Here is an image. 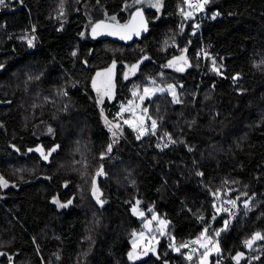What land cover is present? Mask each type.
<instances>
[{"label":"trees","instance_id":"obj_1","mask_svg":"<svg viewBox=\"0 0 264 264\" xmlns=\"http://www.w3.org/2000/svg\"><path fill=\"white\" fill-rule=\"evenodd\" d=\"M27 1V10L0 5V177L9 184H0V264H187L180 245L205 229L220 232L223 264L238 253L239 264H264V239L246 245L264 236V0H209L189 19L185 0H164L146 10L148 34L133 45L89 36L98 19L126 23L140 8L124 10L132 0ZM33 25L35 48L24 39ZM144 56L153 62L119 76ZM180 57L185 73L165 68ZM110 66L117 106L92 86ZM146 79L175 83L180 102L145 101L157 127L137 138L115 116ZM38 148L56 151L45 160ZM226 200L236 206L218 212ZM138 201L169 222L159 261L127 257L143 229Z\"/></svg>","mask_w":264,"mask_h":264},{"label":"rangeland","instance_id":"obj_2","mask_svg":"<svg viewBox=\"0 0 264 264\" xmlns=\"http://www.w3.org/2000/svg\"><path fill=\"white\" fill-rule=\"evenodd\" d=\"M157 3H159V7L152 6V5H156ZM163 3H164V0H141V3L137 4V3H135V0H132L131 4L126 6L124 8V10H128L131 7L133 8V7H136V6H140V8L143 9L144 11L150 10V9L155 10V11H160L163 8ZM205 6H206V4H205ZM184 13H191V15L187 17V19L193 18L195 16V14H196V12L192 8H190L188 6V3L186 5V11ZM213 17L216 18V17H220V16L217 15V13H212L211 17H209V18L215 19ZM33 26L36 28L35 25H33ZM197 29H198V27H197ZM32 43H33V46H31V47L35 48L39 44V41L35 38L32 41ZM170 61L172 62L171 66H169V62ZM170 61L167 62V64L165 65V68H169V69L175 71L176 73H185L188 70V68H189V62H188V60L186 58H184V59L174 58V59H172ZM180 68H182L183 70H177V69H180ZM159 78L160 79H164L165 77L161 75V76H159ZM153 81H155V80L146 79L145 80V84L143 86H140L139 84L135 83V87H134V90L132 91V94L134 92H136L137 95L136 96L133 95L134 97L130 101H128L127 103H124L122 105L125 108H127V107H129L131 105V107L134 110L133 112H121V108L122 107H120L119 110L116 111L118 114L115 117L119 118L120 121L123 122V124L125 126L129 127L132 131L137 133V136H139V137H144V135L146 133L150 134V132L155 131V129H156V128L155 129L152 128V121H153L151 119L152 116H150L149 107H147L144 104L145 101L151 100V99L155 98L156 96L162 95V94H166V95L170 96V98L174 101V97L172 96L171 91L168 90V86L169 85L174 86L175 92H176V98H178V100H179L178 87L175 85V83L163 84L161 82L155 81V84H153L152 83ZM145 87L152 89L153 93L151 95H146L144 93V91H143ZM159 89H164V91H159ZM140 96H144V99L140 100L139 99ZM98 99H99V97H98ZM99 101L102 102L101 99H99ZM145 109H147L146 112H145ZM125 119H128V120L131 121V126L129 124H125L124 123ZM141 129H143L142 133H141ZM8 186H9V184L7 183V186H5V187H8ZM97 196L98 197L100 196L99 191L96 192V197ZM231 207L230 206L225 207L223 201L222 202L221 201L217 202V209H219L218 212L225 211L224 209H227V211L233 210V209H229ZM134 208L136 209L135 213L133 212ZM248 208H249V203H248ZM248 208H245V209H248ZM140 212L144 213L143 217H141L139 215ZM132 213L139 220L144 221L143 222V225H144L143 229H141L138 232H135L134 233L135 235L133 234L132 238L130 239V243H131L132 247H133V241H135V247H133L135 250L143 252V251L147 250L148 248L154 246L155 244L159 243L160 239L167 234V229H168V226H169L168 220H166L162 216H159V214H157V213H154L151 217L148 218L147 217L148 213L141 209L139 201L136 202L133 205ZM153 216H156L157 219L156 220H152ZM234 218H235V214L233 213L232 216H231V219L229 221H232ZM149 220H151V224L148 227H145V224ZM161 220L166 221V224H161L160 223ZM141 233L144 234L143 237H141V235H140ZM161 233H163V234H161ZM215 236L216 235L212 236L211 234L206 233V238L202 239L201 243L207 244V247H208V246L211 245V243L214 240ZM207 238L211 239V243H208V239ZM259 240L260 239L253 241L251 247L247 246L248 249H251ZM176 246L177 245L175 243H173L172 247L176 248ZM196 250H197L196 253L199 254V256L197 257V262L198 261L200 262V259H199L200 254L204 252L205 248L201 247L200 244H196ZM212 254H216V249L215 248H212V250L209 252V255H212ZM186 255H185V258H186ZM208 257H207L206 261H208V259L210 258V257L209 258ZM195 258H196V256H195ZM242 258H243V255H242V257L239 258V262L241 261ZM236 261H237V259H236Z\"/></svg>","mask_w":264,"mask_h":264},{"label":"snow or ice","instance_id":"obj_3","mask_svg":"<svg viewBox=\"0 0 264 264\" xmlns=\"http://www.w3.org/2000/svg\"><path fill=\"white\" fill-rule=\"evenodd\" d=\"M185 2L188 3V6H189L190 8H193V9H199L200 11H203V9H204V5L207 4V3L209 2V0H197V2L194 3V4L191 3V0H185ZM135 3H137V4L141 3V0H135ZM2 4H4V0H0V5H2ZM152 6H154V7H159V3H157L156 5H152ZM183 14L185 15L186 18H187L188 16L191 15V13H183ZM137 15H141V13L138 11V12H137ZM217 15H218V13H217ZM213 18H215V17H213ZM112 20H115V17H112ZM101 27H107V25H104L103 22H101V23H98V24H96L95 26H93V28H92L93 35H96V34H97V29H98V28H101ZM122 27H123V28H128L129 25H123ZM144 30H147V29H146V26H145V29H144ZM109 34H115V33H109ZM136 34L138 35L139 32L137 31ZM121 38H122V39L130 38V36H129V37L121 36ZM28 43H29V45L31 46L32 41L29 40ZM185 51H186V50H185ZM74 54H75V53H74ZM145 59H147V57H145ZM179 59H184V57H180ZM213 63H215V62H213ZM171 64H172V62L170 61V62H169V66H171ZM0 67H2V66H0ZM113 67H115V64H113ZM138 67H139V64H134V65L131 66L130 71H132V72L134 73L135 70H136ZM177 70H183V69L180 68V69H177ZM214 70H217V71H218V69H214ZM97 75H100V74L98 73ZM125 78H127V74H126ZM152 83L155 84V81H153ZM94 86H95V82H94ZM168 90L171 91V94H172V96L174 97V102L179 103L180 101L178 100V98H176V92H175V88H174V86L169 85V86H168ZM143 91H144V93H145L146 95H151V94L153 93V90L150 89V88H147V87H145ZM159 91H164V89H159ZM133 95L136 96L137 93L134 92ZM139 99H140V100H143V99H144V96H140ZM133 111H134V110H133V108L131 107V105H130L129 107H127V108H125V107H123V106H122V108H121V112H133ZM146 111H147V109H145V112H146ZM124 123H125V124H129V125L131 126V121L128 120V119H125V120H124ZM116 127H119V125H116ZM156 127H157L156 121L153 120V121H152V128L155 129ZM49 131H51V129H49ZM142 132H143V129H141V133H142ZM153 134H154V133H153ZM113 135H115V133H113ZM166 135H167V134H166ZM137 138H139V136H138ZM168 139L171 140V137L169 136ZM172 142L174 143L175 141H172ZM111 147H112L111 145L108 146V151H109V152L111 151ZM165 147H167V144H165ZM30 151H31V150H30ZM36 151H40V152H41V155L43 156V158H44L45 160H47L48 157L52 154V152L56 151V148L51 149V151H49L47 154H45V153H44L41 149H39V148L36 149ZM102 174H103L102 169L99 170V171L97 172V175H102ZM201 175H202V174H201ZM93 183L95 184V181H94ZM0 184H3L4 186H7V181L4 180L3 177H0ZM97 191H98V190L94 187V189H93V195H96V192H97ZM213 195H214V197H215L216 199H220V196H219V193H218V192L213 193ZM53 202H54V203H58V202L55 201V200H54ZM97 202H98V203H102V201H100V199H99L98 196H97ZM68 203H71V201H69ZM224 203L231 204L233 207L236 206V200H226V201H224ZM59 206H60V207H66L67 205H66V204H60ZM213 206L215 207V205H213ZM244 207H245V208H248V202H245ZM224 210L227 211V209H224ZM149 211H151V210H149ZM218 211H219V209H218ZM133 212H134V213L136 212V209H135V208L133 209ZM139 215H140L141 217H143L144 213H143V212H140ZM156 219H157L156 216H153V217H152V220H156ZM160 223H161V224H166V221L161 220ZM227 223H228V222L225 221V227H227ZM150 224H151V220H149V221L145 224V227H148ZM206 233H207V229L204 230V232L201 234V237H200V238H197L196 240L191 241L192 244H200L201 247H203V248L206 249L203 253L200 254V257H199V259H200V264H206L207 257H208V255H209V252L211 251V249H208V248H207V244H205V243H201V240L206 238ZM161 234H163V233H161ZM134 235H135V234H134ZM140 235H141V237H143L144 234L141 233ZM215 235H216V236H219V235H220V232L217 231V232L215 233ZM207 239H208V243H211V239H210V238H207ZM258 239H264V236H261L260 233H257V234L252 238V240H249V241L246 242V245H247L248 247H251L253 241L258 240ZM133 247H135V241H133ZM180 247H188V244H182V245H180ZM180 247H177L175 250H176V251H179V250H180ZM213 247H215L216 251L219 252V247H218V245H213ZM192 251H193V252H196V249H192ZM0 255H2V253H0ZM242 255H243L242 253H238V254H237V257H236V259H237V264H239V258L242 257ZM133 258H134V257H133V255H132V253H129V259H133ZM186 259L191 260V259H192V256L189 255V256L186 257Z\"/></svg>","mask_w":264,"mask_h":264},{"label":"water","instance_id":"obj_4","mask_svg":"<svg viewBox=\"0 0 264 264\" xmlns=\"http://www.w3.org/2000/svg\"><path fill=\"white\" fill-rule=\"evenodd\" d=\"M140 12L141 15H137V12ZM103 22L107 27H101L97 29V34L93 35L92 28L98 23ZM123 25H129L128 28H123ZM146 26L147 30H144ZM149 29V22L146 12L141 8H136L132 11L129 20L126 23H117L112 20L107 19H99L92 24L89 29V36L93 40H107L112 42H117L125 45H133L135 42L141 41L144 37L147 36ZM139 32L137 35L136 32ZM115 33V34H109ZM121 36H126L130 38L122 39ZM147 57V59H145ZM153 62V59L150 56H144L141 58L136 64H139V67L135 70L138 71L146 64ZM160 243L155 244L154 246L148 248L147 250L140 252L135 249H132L129 253H132L133 259H129V253L127 255L129 261L133 260L135 262L147 261L150 258H154L159 261L161 259L160 256Z\"/></svg>","mask_w":264,"mask_h":264},{"label":"flooded vegetation","instance_id":"obj_5","mask_svg":"<svg viewBox=\"0 0 264 264\" xmlns=\"http://www.w3.org/2000/svg\"><path fill=\"white\" fill-rule=\"evenodd\" d=\"M130 68L131 67L120 70L119 76L125 77L127 74V78L131 77L133 72L130 71ZM98 73L100 75H97ZM116 77H118L117 70L114 69L112 66L108 68L103 67L95 73L92 85L94 87L96 97H99V99H101L103 103L117 106L118 101H120L119 100L120 95L114 94L116 79H117ZM94 82H95V86H94Z\"/></svg>","mask_w":264,"mask_h":264},{"label":"built area","instance_id":"obj_6","mask_svg":"<svg viewBox=\"0 0 264 264\" xmlns=\"http://www.w3.org/2000/svg\"><path fill=\"white\" fill-rule=\"evenodd\" d=\"M14 2H16L21 8L24 9H28L29 5H28V1L27 0H12ZM31 33H29L28 35H26L24 37V39H28V40H34L35 38L38 40V29L35 28L34 26L31 27ZM184 244H188V247H184L186 252H187V256L191 255L192 259L191 260H187V264H195V259L199 256L198 253L193 252L192 249H196V244H192L191 241H186ZM213 245H218L219 247V252L216 251V255L218 257V259L216 260L215 264H223L225 263V261L230 257L229 255H227L221 248V241H220V236H215L214 240L212 241L211 245L208 246V249L215 248L213 247ZM206 250V249H205ZM204 250V251H205ZM197 251V250H196ZM196 256V258H195Z\"/></svg>","mask_w":264,"mask_h":264},{"label":"bare ground","instance_id":"obj_7","mask_svg":"<svg viewBox=\"0 0 264 264\" xmlns=\"http://www.w3.org/2000/svg\"><path fill=\"white\" fill-rule=\"evenodd\" d=\"M196 2H197V0H191V3H193V4L196 3ZM29 33H31V31H30ZM29 33H28V34H29ZM25 40H26V39H25ZM27 40H28V39H27ZM31 41H32V40H31Z\"/></svg>","mask_w":264,"mask_h":264},{"label":"crops","instance_id":"obj_8","mask_svg":"<svg viewBox=\"0 0 264 264\" xmlns=\"http://www.w3.org/2000/svg\"><path fill=\"white\" fill-rule=\"evenodd\" d=\"M144 226V225H143Z\"/></svg>","mask_w":264,"mask_h":264}]
</instances>
